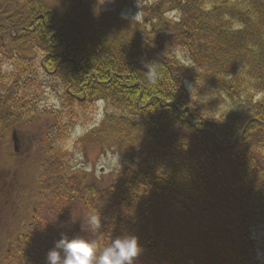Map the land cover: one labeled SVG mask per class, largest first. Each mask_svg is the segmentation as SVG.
Wrapping results in <instances>:
<instances>
[{
    "label": "trees",
    "instance_id": "obj_1",
    "mask_svg": "<svg viewBox=\"0 0 264 264\" xmlns=\"http://www.w3.org/2000/svg\"><path fill=\"white\" fill-rule=\"evenodd\" d=\"M132 2L113 0L107 9L93 2L89 9L68 13L56 10L48 0L14 3L18 22L11 26L22 28L17 36H29L34 41L29 40V44L36 47L38 54L21 60L18 78L10 79L4 86V106L12 108L10 115L7 109L5 114L12 122L21 126L32 123L33 127L38 117L48 114L53 121L48 129L51 139V131L65 117L84 120L97 109L93 102L101 101L104 114L96 131L105 135L101 145L114 146L121 155L130 154L128 151L137 147L142 155L137 166L130 169L134 173H111L106 184L98 186L109 189L113 195L110 197L106 191L95 192L92 182L97 177L71 169L56 159L55 144L66 138L65 131L58 136L61 138L56 137L55 144H50V140L41 143L37 155L51 156L53 176L42 181L39 189L35 185L34 195H29L33 199L27 206L34 203L37 209L39 197H49L54 205L55 201H68L46 218H39L36 210L25 234L18 238L15 235L22 230V214L19 225L4 226L0 264H46L42 258L56 241L62 236L71 239L78 233L77 213L72 214L70 209L73 192L65 190L69 188L66 179L61 182L56 178L63 174L77 178L79 187L86 191L78 201L85 208V224L98 249H103L100 243L106 246L110 242L113 229L121 235L127 233L130 225L134 231L131 234L138 238L140 250L146 255L147 251L163 250L169 264H182L179 253L171 252L169 239L159 235L152 214L153 195L158 202L167 199L166 204L155 205L158 211L165 205L177 208L182 203L179 209L189 224L201 227L207 226L206 218L219 214L215 213L219 208L214 204L229 206L228 202H237L242 205L236 210L242 216V225L264 232V0H212L210 5L207 0H166L178 16L172 22L164 16L167 6L159 7L155 2L144 8L138 25L121 16ZM33 18L34 30H23L32 26ZM235 23L238 24L233 29ZM18 43L21 49L29 47L28 42ZM177 47L192 55L189 65L194 66L184 68L179 64L174 56ZM41 55L43 64L38 60ZM147 63L158 71L155 85L146 83ZM54 69L53 75L43 81L44 70L50 73ZM187 79L190 91L183 87V80ZM51 90L59 95L58 108L43 101ZM213 98L212 103L203 104L204 99ZM218 103L225 109L219 111ZM25 108L29 111H23ZM141 133L153 141L144 138L137 142L135 138ZM129 136L135 144L126 145L123 140ZM84 141L82 138L83 144ZM45 145L54 148L47 152ZM220 166L230 168L234 175H246L241 190L234 194L236 188L221 181L217 172ZM58 185L61 189L55 192ZM48 188L49 196L39 192ZM212 206L215 208L209 212ZM90 214L99 215V229L90 226ZM230 223L218 220L215 226L219 228L197 235V243L206 244V257L210 256L216 264H225V258L231 264H264V257L253 250L250 253L241 240L227 233L223 226ZM261 245L264 249V240ZM249 247L254 249L250 243ZM143 251L136 258L144 257L141 262L146 264Z\"/></svg>",
    "mask_w": 264,
    "mask_h": 264
},
{
    "label": "rangeland",
    "instance_id": "obj_2",
    "mask_svg": "<svg viewBox=\"0 0 264 264\" xmlns=\"http://www.w3.org/2000/svg\"><path fill=\"white\" fill-rule=\"evenodd\" d=\"M51 6H53L56 10L63 11V12H70V11H78L81 9H89L90 5L93 4V2H97V4L100 6L101 9H107L108 7L113 5V0H48ZM155 2L159 3V7L166 5L167 9L164 12V16L166 17V21H176L178 16L176 14L175 9L170 8L171 4L166 3V0H133L131 5L127 7V9H124L123 12H121V16H123L126 19H130L132 22H134L136 25L140 24L142 22L143 14L145 13L144 8L153 5ZM207 3L210 5L212 3V0H207ZM111 8V7H110ZM170 10V11H169ZM143 24V23H142ZM238 23L233 24V29H236V25ZM141 29V28H139ZM174 56L176 60L179 62L181 66L184 68H190L189 64L191 63L192 55H190L186 50L178 48L176 52L174 51ZM11 67H9L8 70H10ZM4 69H6L4 67ZM187 73V72H186ZM185 73V74H186ZM192 73H200L198 70L193 71ZM184 74V76H185ZM49 77L42 76L43 81H46ZM52 78H57L56 76ZM38 80V79H36ZM52 81V79H50ZM183 87L185 90L190 91L191 86L189 84V79L183 80ZM11 81H4V86L6 84L10 83ZM55 84H51V87H54ZM200 94V91H197ZM193 94L199 98L200 95L196 92H193ZM58 94H56L55 90H51L49 92H46L44 95L43 101L47 102V105H51L54 108H58ZM206 102L203 104L206 106L208 101L212 103L215 99L207 100L204 99ZM41 101V102H43ZM230 103L228 105L232 106L233 103L228 100ZM95 103L94 109L97 107L95 112L90 113L87 115V117L84 120H67L65 117L60 124L51 132V136H53L51 139H49L50 136V130L47 131V134L45 136V139L43 140L46 142H49L50 144H55L56 137L60 136L62 132H66V138L59 140L55 144V148L57 151L58 157L56 159L59 161V163L65 162V165L67 167H73L76 169H80V171H84L85 174H89L90 176H95V180H93V185H96L94 187L95 192H101L106 191L110 197H113V195H110L109 189L100 188L98 186L105 185L108 175L111 173H121L122 171H127V175H129L130 169H134L135 166H137V162L139 161L142 153L139 148H134L130 151H128L130 154H124L121 155L119 152L114 150V146L110 145H101V142L103 138H105V135L102 136L98 132L96 133L98 127L100 126L101 118L104 114V107L103 104H101V101L93 102ZM97 104V106H96ZM219 104V103H218ZM217 107L219 111H222V109H225L221 104ZM93 105V104H92ZM94 106V105H93ZM90 106V107H93ZM226 106V104H225ZM110 118L113 115V112L108 113ZM52 119V117L50 118ZM46 120H42L40 123L45 126L52 125L53 122L49 121V124L46 123ZM38 124V123H37ZM51 127V126H50ZM63 130H61V128ZM120 130H123L122 128ZM107 132V128L105 129ZM176 133L180 134L178 130H176ZM142 134V135H141ZM139 134V136H136L135 140L137 142L142 141L144 138L148 139L150 142H152V139H149L146 137L144 133ZM181 134L185 135L184 132H181ZM107 135V134H106ZM135 136V134H134ZM36 143L40 140V135H38V131L34 132V136ZM61 137H58L59 139ZM82 138H85L84 144L82 142ZM98 141V144H94L93 142ZM126 142V145H130L132 143L135 144L134 139H132L131 136H129L127 139L123 140ZM122 141V142H123ZM46 144V143H45ZM125 145V146H126ZM54 147L52 145H45L43 146V149L49 150L53 149ZM49 154H45L44 156H48ZM85 166H82L83 164ZM225 163L222 165L224 166ZM84 168V169H82ZM264 168V165H263ZM217 172H219L221 176V181L228 184L230 187L236 188L234 191V194L243 188V178L246 176H240V175H234L233 172L230 171V168L227 170L226 168H222V166L217 167ZM131 173H134V171H131ZM53 176V174L49 173L45 177L40 176L37 177V181L35 180V184H37L38 189L41 187V182L50 179V177ZM121 176V175H120ZM232 176L238 177L233 178ZM61 182L66 181L69 182L68 189L64 188L66 191L73 192L71 194L72 202L70 204V209L72 214L77 213V226L76 228L78 233H74V237H82L84 239H88L90 241H93V236L89 232L87 225L85 224V216L86 211L84 206H81L80 202L78 201L82 196L83 193H86V191L82 190L77 182V178H72L71 176L67 174L60 175L56 177ZM231 178V179H230ZM254 178V177H253ZM97 180V181H96ZM216 181L220 184L219 178L216 179ZM231 181V182H230ZM50 183V182H49ZM90 183V182H89ZM213 181H211L212 185ZM59 187L54 188V191L57 192L61 189V185H58ZM66 187V186H65ZM50 189L48 188L46 191L39 190L40 193L44 192L47 194L46 196H49L50 192H48ZM90 191V189H88ZM78 196L77 200L75 196ZM80 197V198H79ZM123 197V196H122ZM153 199L152 204V214L155 217V222L158 225V231L159 235H163L170 241V245L172 248L171 252L177 251L178 257L180 259V262L183 264H216L211 261L210 256L206 257L204 249L206 248V244L203 245L200 243H197L196 237L197 235L208 233V229L214 230L212 228H219V226H215V223L218 220L223 221H231L230 226H223L227 233L233 237L235 240H241L242 244L247 247V249L252 252H255L257 256L260 258L264 257V249L261 243L264 240V232L262 229L251 226V225H242L240 216L237 213V209L241 208V204L228 202L227 206L225 203H216V205L219 209L215 211V213L219 214L212 218H206L207 226L201 227L197 226L194 223L188 222V220L184 217V213L179 208L183 205L182 203L178 204L177 208H169V206L165 205L163 206L159 211L156 209L155 205L160 203V205H164L167 203V199L164 198L162 201H157L156 196L151 197ZM49 197H39L37 198V209L35 208V211L37 210L36 214H38L39 218H46L56 212L57 209H59L62 204L66 203L68 200L62 199L60 202L55 201V205L53 202L50 201ZM232 206H235L237 208H233ZM214 206L209 207V212L211 210H214ZM240 211V210H239ZM198 219L197 217L194 219ZM237 221L239 222V226L237 225ZM206 228V229H204ZM210 230V231H211ZM127 233H133L132 227L129 225L127 226V229L125 230ZM199 233V234H198ZM211 235L213 236V233L211 232ZM115 230L113 229L111 232V238L114 239L116 237ZM248 238V239H247ZM207 243V242H206ZM249 243L254 247H249ZM101 247H104V243H100ZM149 247V246H148ZM213 248V246H212ZM102 250V249H101ZM143 250H140L139 252H142ZM216 252L221 250H214ZM214 251H210L209 253H213L215 255ZM144 252V251H143ZM148 252V255H146V252L143 253L145 256L146 264H169V259L165 251L160 250L157 253ZM99 255V252L97 253ZM46 262V257L42 258ZM41 259V260H42ZM141 259L142 258H135L134 264H142ZM225 264H231L232 261H229L225 258ZM14 264H18L17 261L14 262Z\"/></svg>",
    "mask_w": 264,
    "mask_h": 264
},
{
    "label": "flooded vegetation",
    "instance_id": "obj_3",
    "mask_svg": "<svg viewBox=\"0 0 264 264\" xmlns=\"http://www.w3.org/2000/svg\"><path fill=\"white\" fill-rule=\"evenodd\" d=\"M20 1L0 0V256L3 253L1 242L4 241V226L19 225L21 214L24 219L23 225L31 223L35 206L34 203L27 206L33 199L29 195H34L36 190V177H45L51 170V156L37 155L38 146L41 143H46L43 141V135L51 126L47 127L40 123L42 120H46V123L49 124L48 114L38 117L37 128L34 129L32 123L21 126L18 122H12L10 116L5 114L7 109L9 110L8 115H10L12 108L3 105L2 78L13 73L19 60H26L27 57L34 56L36 53V47L29 44V40H31L29 36H17L22 28L13 29L11 26V24L18 22V13L14 3ZM38 17H43V15ZM35 22L36 18H33L31 20L32 26L23 30L33 31ZM18 41L23 44L28 42L29 47L21 49ZM42 56L38 58L40 64H43ZM13 64L12 69L3 75L4 67L9 69ZM23 111L28 112L29 110L25 108ZM29 118L30 116L24 120ZM35 131H38V135L41 137L37 143L33 138ZM23 210L28 212L22 213ZM18 237L19 234L17 233L15 238Z\"/></svg>",
    "mask_w": 264,
    "mask_h": 264
},
{
    "label": "clouds",
    "instance_id": "obj_4",
    "mask_svg": "<svg viewBox=\"0 0 264 264\" xmlns=\"http://www.w3.org/2000/svg\"><path fill=\"white\" fill-rule=\"evenodd\" d=\"M147 63L146 83L155 85L158 71ZM89 224L93 230L101 226V219L97 214H90ZM140 251L138 238L131 233L117 235L103 249H98L96 243L82 237L69 239L62 236L56 241L46 256V264H134ZM99 252V255L97 253Z\"/></svg>",
    "mask_w": 264,
    "mask_h": 264
}]
</instances>
